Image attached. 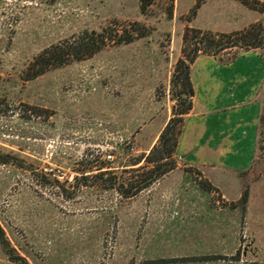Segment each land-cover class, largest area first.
Masks as SVG:
<instances>
[{
  "label": "rangeland",
  "instance_id": "rangeland-1",
  "mask_svg": "<svg viewBox=\"0 0 264 264\" xmlns=\"http://www.w3.org/2000/svg\"><path fill=\"white\" fill-rule=\"evenodd\" d=\"M151 1L0 0V160L10 161L0 163V228L13 255L0 241V264H264V80L254 144H236L227 162L203 168L176 154L178 168L129 198L91 178L141 174L133 163L172 115L186 27L231 32L264 19L238 0ZM134 22L147 35L117 43ZM84 31L111 40L32 78L39 53ZM237 57L264 67V46L217 59Z\"/></svg>",
  "mask_w": 264,
  "mask_h": 264
},
{
  "label": "trees",
  "instance_id": "trees-1",
  "mask_svg": "<svg viewBox=\"0 0 264 264\" xmlns=\"http://www.w3.org/2000/svg\"><path fill=\"white\" fill-rule=\"evenodd\" d=\"M238 1L249 9L264 13V3L260 0H255V3L248 0ZM151 4V0H141V9L144 10L145 7ZM198 7L199 2L191 10V15L196 14V8ZM170 14L172 15V12ZM132 26L134 27L133 31L125 30L116 41L117 43L128 44L147 35L146 27L137 22H134ZM108 40H111V37H106L104 33L84 31L73 37L72 40L68 39L60 44L53 45L39 53L31 62L29 67L33 69L32 78L43 74L51 66L60 65L67 61H80L90 58L105 47ZM182 41V55L176 61L170 81V95L175 102L172 107V115L160 132L157 143L148 153H143L133 163L144 162V165H140L133 171L142 170L141 174L131 175L130 178L123 180H118L117 177L104 179V176L108 173L101 171L91 177L105 188L117 190L127 198L135 196L140 191L148 188L177 167L175 154L183 131L184 119L192 109L194 96L190 77L191 64L201 54L220 59L222 52L227 50L243 49L248 51L262 48L264 46V19L257 20L241 30L231 32L186 27ZM5 162L10 161L7 159L0 160V163ZM102 168L104 166L100 167V169ZM77 180L86 182L85 177L77 178ZM200 186L207 192L215 189L208 179L201 181ZM246 199L247 192L245 191L241 200L246 201ZM0 241L6 247L8 257L13 258L12 249L9 248V243L5 240L4 231L1 228Z\"/></svg>",
  "mask_w": 264,
  "mask_h": 264
},
{
  "label": "crops",
  "instance_id": "crops-1",
  "mask_svg": "<svg viewBox=\"0 0 264 264\" xmlns=\"http://www.w3.org/2000/svg\"><path fill=\"white\" fill-rule=\"evenodd\" d=\"M241 60H250L251 68H245L248 63L237 68ZM190 77L192 109L185 116L176 154L199 167L218 166L235 156L231 148L236 144H254L260 112L257 92L264 67L258 57L221 61L202 54L191 64ZM189 124L193 133L187 135Z\"/></svg>",
  "mask_w": 264,
  "mask_h": 264
}]
</instances>
